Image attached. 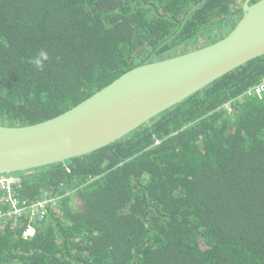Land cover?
<instances>
[{
	"label": "trees",
	"instance_id": "obj_1",
	"mask_svg": "<svg viewBox=\"0 0 264 264\" xmlns=\"http://www.w3.org/2000/svg\"><path fill=\"white\" fill-rule=\"evenodd\" d=\"M245 0H0V124L78 104L228 33ZM256 1V0H253ZM203 38L208 43L201 42ZM264 55L94 152L18 172L0 264H264Z\"/></svg>",
	"mask_w": 264,
	"mask_h": 264
},
{
	"label": "water",
	"instance_id": "obj_2",
	"mask_svg": "<svg viewBox=\"0 0 264 264\" xmlns=\"http://www.w3.org/2000/svg\"><path fill=\"white\" fill-rule=\"evenodd\" d=\"M264 55V0H245L223 37L146 60L68 110L30 124H0V175L54 165L125 138L215 80Z\"/></svg>",
	"mask_w": 264,
	"mask_h": 264
},
{
	"label": "built area",
	"instance_id": "obj_3",
	"mask_svg": "<svg viewBox=\"0 0 264 264\" xmlns=\"http://www.w3.org/2000/svg\"><path fill=\"white\" fill-rule=\"evenodd\" d=\"M256 93L261 95L264 90V83L256 87ZM22 183V176L19 173H8L0 175V230L5 222L13 224L22 223L25 216L29 217L26 222L24 234L31 237L35 233V226L32 223L35 216L42 217L46 214L47 204L53 200L46 193L43 200L31 205L22 203L18 196L16 186Z\"/></svg>",
	"mask_w": 264,
	"mask_h": 264
},
{
	"label": "rangeland",
	"instance_id": "obj_4",
	"mask_svg": "<svg viewBox=\"0 0 264 264\" xmlns=\"http://www.w3.org/2000/svg\"><path fill=\"white\" fill-rule=\"evenodd\" d=\"M201 42H203V43H208V40H206V38H203ZM193 48H195V47H191L190 49H193ZM185 50L187 51V50H189V49H185Z\"/></svg>",
	"mask_w": 264,
	"mask_h": 264
},
{
	"label": "bare ground",
	"instance_id": "obj_5",
	"mask_svg": "<svg viewBox=\"0 0 264 264\" xmlns=\"http://www.w3.org/2000/svg\"><path fill=\"white\" fill-rule=\"evenodd\" d=\"M192 50V49H191ZM187 51H189V50H187Z\"/></svg>",
	"mask_w": 264,
	"mask_h": 264
}]
</instances>
